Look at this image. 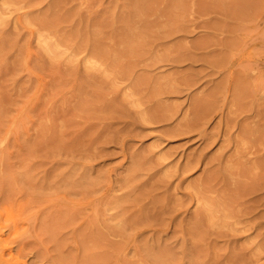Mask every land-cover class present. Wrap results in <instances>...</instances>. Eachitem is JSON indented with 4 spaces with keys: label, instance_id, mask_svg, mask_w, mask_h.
<instances>
[{
    "label": "rangeland",
    "instance_id": "rangeland-1",
    "mask_svg": "<svg viewBox=\"0 0 264 264\" xmlns=\"http://www.w3.org/2000/svg\"><path fill=\"white\" fill-rule=\"evenodd\" d=\"M0 264H264V0H0Z\"/></svg>",
    "mask_w": 264,
    "mask_h": 264
},
{
    "label": "bare ground",
    "instance_id": "bare-ground-1",
    "mask_svg": "<svg viewBox=\"0 0 264 264\" xmlns=\"http://www.w3.org/2000/svg\"><path fill=\"white\" fill-rule=\"evenodd\" d=\"M246 2H247V1H246ZM235 3H236V2H235ZM240 3H241V2H240ZM255 4H256V3H255ZM252 6H254V5H252ZM252 6H251V7H252ZM251 7H250V8H251ZM251 10H253V8H252ZM238 19H239V18H238ZM260 34H261V33H260ZM258 35H259V34H258ZM261 35H262V34H261Z\"/></svg>",
    "mask_w": 264,
    "mask_h": 264
}]
</instances>
